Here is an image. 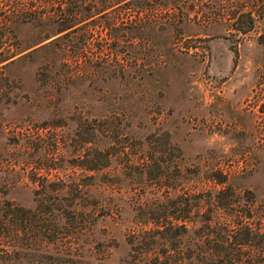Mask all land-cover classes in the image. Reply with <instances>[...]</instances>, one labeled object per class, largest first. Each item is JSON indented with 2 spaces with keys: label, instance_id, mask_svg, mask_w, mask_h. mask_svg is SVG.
Instances as JSON below:
<instances>
[{
  "label": "rangeland",
  "instance_id": "obj_1",
  "mask_svg": "<svg viewBox=\"0 0 264 264\" xmlns=\"http://www.w3.org/2000/svg\"><path fill=\"white\" fill-rule=\"evenodd\" d=\"M52 1L40 22L0 9V234L16 210L19 241L4 264H166V248L215 264L226 185L236 209L255 197L237 264H264V6ZM171 211L188 218L177 247L154 229Z\"/></svg>",
  "mask_w": 264,
  "mask_h": 264
},
{
  "label": "trees",
  "instance_id": "obj_2",
  "mask_svg": "<svg viewBox=\"0 0 264 264\" xmlns=\"http://www.w3.org/2000/svg\"><path fill=\"white\" fill-rule=\"evenodd\" d=\"M31 4L27 5L25 0H0V9H4L8 5V9H10L13 13H20L22 19L32 20V21H43L44 19L49 17L51 7L53 6L52 0H31ZM259 5L261 8L264 6V0H259ZM27 10H30V15L25 14ZM5 11V10H4ZM3 13V12H2ZM234 13V12H233ZM232 14V13H231ZM241 14H237L234 19L237 23ZM230 16V15H229ZM233 16V15H232ZM206 17H208L206 15ZM238 19V20H237ZM9 21V18L6 14L0 13V24H4ZM69 25L63 26L59 29V31L68 28ZM219 182H224V178H221ZM239 195L240 193L230 185H226L221 188H216L211 192V197L215 204L219 207H223L224 209L228 208L231 210L232 218L228 221H225V225H227V232L225 235L220 234V240L217 243L219 245V252L215 253L216 257L207 259L206 262L215 263V264H237L242 263L241 254L242 247L246 244H249L251 239H253L256 235H258L257 224H252L251 220L253 218V210L252 206L255 203V197L253 191L250 189H246L241 197L243 199V206L236 209L234 206L239 205ZM238 197V198H237ZM20 209V206H16V209ZM233 210V211H232ZM11 219V233L6 236L7 239H4L5 236L0 234V264H4L6 261L3 258V255L13 254L15 255L16 249L19 246L18 241V232L17 225L18 220L15 217L16 210L10 211ZM187 215H178L175 214L174 211L165 213L163 216V220H153L156 232L165 233L164 237L168 239V241H172L174 246L177 247V243L179 242V234L180 230L182 231L187 229ZM211 218H208V221ZM214 223L219 224L218 220H213ZM4 223L3 217H0V229ZM218 232V231H217ZM1 233V232H0ZM232 236L234 241H229V237ZM234 242V244H233ZM233 245L234 247H231ZM169 248L164 250V261L166 264H170L172 261L171 252L168 251ZM15 257V256H14ZM9 259H13L11 256ZM159 260V258H157ZM204 261V260H203ZM13 263V262H12ZM11 263V264H12ZM160 263V262H159Z\"/></svg>",
  "mask_w": 264,
  "mask_h": 264
}]
</instances>
